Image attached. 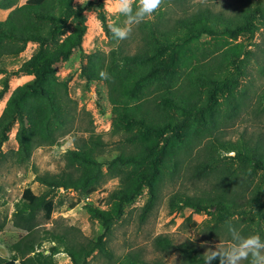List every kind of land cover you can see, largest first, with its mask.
I'll list each match as a JSON object with an SVG mask.
<instances>
[{
	"label": "rangeland",
	"instance_id": "1",
	"mask_svg": "<svg viewBox=\"0 0 264 264\" xmlns=\"http://www.w3.org/2000/svg\"><path fill=\"white\" fill-rule=\"evenodd\" d=\"M85 1L74 0L73 3L77 5ZM252 1L164 0L161 7L146 20H150L161 32L168 28L174 29L181 17L197 15L201 13L199 8L211 7L213 14L230 16L233 25H236L242 9L250 6ZM26 2L0 0V20L7 19L14 8ZM99 3H102L107 26L99 17V8L85 9L87 31L82 48L57 64L52 81V89H55L61 100L65 111L63 115L68 114L67 119L64 117L57 123L50 121L47 124V105L39 106L40 100L35 98L32 103L35 104L39 128L30 129L32 142L36 146L29 157L20 152L18 121L9 127L7 138L1 145L0 261L16 258L19 263L26 240L33 237L36 242L42 241L47 229L61 232L70 245L96 238L101 233V226L88 212V205L108 209L112 191L132 178L140 179L142 171L151 172L155 158L160 166V174L155 181L154 194H150L146 180L141 178V190L126 205L125 213L113 222L110 232L105 236L109 252L96 249L86 264H127L129 259L126 256L133 259L134 255L138 258L130 264H143L144 261L151 264H204L194 252L184 256L177 248L169 251L158 249L154 239L160 234L172 239L176 245L191 242L203 253L210 247L214 249L219 242L222 246L232 243L229 225L243 236L258 234L264 239V168L250 165L241 169L239 162L230 158L234 151L218 154L215 141L217 138L240 140L241 136L254 138L260 130H264V23L260 24L254 35L249 32L234 36L193 32L175 43L173 48L179 58L175 64L178 66L175 70L172 66L166 70L160 86L162 93L171 86L175 75L181 79L187 76L182 89L184 94L190 95L192 88L198 87L201 102L213 85L191 77V74L216 73L219 79L226 78L229 82L207 113L197 118L186 116V131L167 148H163V139L157 140L158 146L154 153L147 150V146L155 141L154 134L140 135L139 126L132 120L125 122L119 119L118 130L115 127L117 117L114 105L109 98L108 85L100 78L99 72L105 58L102 53H109L121 41L113 37L110 26H123L125 17L116 12L113 0H108L107 4L105 0H99ZM137 4L138 0L133 4L134 9ZM73 26L74 21H71L64 35L60 36L61 39L72 31ZM138 30L137 26L134 27L124 41L136 50L143 45ZM38 47L39 42L30 40L19 54L5 55L4 65L12 74L8 90L0 96V118L15 89L34 78V74L18 69ZM233 47L245 53L239 57L240 69L230 66L221 58L223 52ZM3 76L0 73V88ZM191 78L197 79L192 82ZM152 97L158 98L154 101L141 100L140 106L156 113L159 120L166 113L171 114L172 109L167 107V110H161L158 107L162 98L159 88ZM46 125L51 128V134L47 133ZM93 132L102 136L101 145L97 140H88L94 148L89 151L94 162L86 167L69 166L66 156L68 151L82 144L83 139L89 138L88 135ZM157 141L153 145H157ZM205 155H216L219 160L211 175L201 176L196 172V162ZM227 166L232 172L229 183L225 185L227 197L236 201V205H244L246 212H238L227 223H221L218 232L209 233L207 226L211 216L208 212L197 213L183 202L175 205L173 199L188 195L207 197L211 194L213 198L208 201L214 203H211L209 211L217 213L221 206L215 208L213 205L219 199L218 193L224 190L216 181L219 178L217 175L225 172ZM98 169H101L100 173ZM78 170L90 171L95 178H99L100 183L90 192L89 184L80 189H53L48 196L55 204L50 218H46L45 211L41 209L30 226L16 225V203L25 188L30 187L38 195L48 191V187L37 178L38 175L47 177L60 175L63 171L76 173ZM217 183L218 189H215ZM151 196L154 197L152 204ZM147 203L150 204L149 209L146 208ZM53 244L45 240L40 249L49 254ZM65 247L67 244H62L61 251L54 254V264H74Z\"/></svg>",
	"mask_w": 264,
	"mask_h": 264
},
{
	"label": "trees",
	"instance_id": "2",
	"mask_svg": "<svg viewBox=\"0 0 264 264\" xmlns=\"http://www.w3.org/2000/svg\"><path fill=\"white\" fill-rule=\"evenodd\" d=\"M73 1L27 0L25 4L14 8L7 19L0 20V73L4 74L1 79L0 96L8 90L9 78L12 74V71H9L4 65L5 55L19 54L26 48L27 42L30 40L39 42V47L35 53L18 69L34 74V78L15 89L4 114L0 118V152L1 145L7 138V130L14 122L18 121L20 152L29 157L32 149L36 146L32 142L30 129L39 128V122L35 116V104L32 103L35 98H39V106L47 105V124L50 121L57 123L64 117L67 119L68 114L63 115L65 111L63 112L61 100L51 86L56 75L57 64L69 59L74 51L82 48L83 38L87 31L85 9L89 7L99 8V17L107 26L106 16L101 9L102 3H99V0H87L77 5ZM252 2L250 6L242 9L236 25H233V18L230 16L226 17L221 13L213 14L211 7L199 8L200 14L196 15L197 12H195V15H190V17H181L177 20L178 23L174 29L168 28L161 32L150 20H146L136 25L138 31L141 32L140 39L143 43L139 49L130 48L129 45L125 44L126 39H124L115 45L109 53H102L105 58H103L104 61L102 59L101 71H106L110 77L104 81L108 85L109 98L114 105V114L117 117L115 118L116 129L118 130L120 126L119 119H123L125 122L130 120L136 122L139 126L140 135L154 134L156 137L155 141L147 146V150L150 149L151 152L155 153V147L158 146L160 139L164 140L163 148H167L186 131V116L197 118L207 113L210 107L216 103L217 96L225 91L229 81H226V78L219 79L216 73L198 72L197 75L191 74V77H197L198 80H204L213 85L203 102H201L198 87L192 88L190 95L183 93L182 89L187 76L185 79H181L178 75L173 76L171 86L162 93L160 86L163 83L166 70L169 66L175 70L178 66L175 63L179 62L173 46L177 41L184 39L193 32L229 36L249 32L254 35L260 28V24L264 23V0H253ZM71 21H74L72 31L61 39L60 36L64 35L65 29ZM241 54H245L242 49L233 47L223 52L221 58L230 66L240 69L239 57ZM197 78H191L190 81L194 82ZM158 88L162 96L158 107L161 110L169 108L174 111V114L172 111L171 114L168 112L163 115L162 120L157 118L156 113L143 109L139 104L141 100L149 101L150 99L154 101L157 99L158 97L153 98L152 96ZM46 131L51 134V128L48 125H46ZM88 136L89 138L83 139L82 144L79 143V146L68 151L66 156L69 166L86 167L94 162V157L89 154V151L94 148L88 140H97L101 145L102 136L94 132ZM156 141L157 145H153ZM215 141L218 154L234 151V155L230 158L239 162L241 169L250 165H253L254 168H264V130H260L254 138L241 136L240 140L217 138ZM218 160L216 155H205L203 159L196 162V172L200 173L201 176L211 175L216 169ZM229 168L228 166L225 167V172L217 175L219 178L216 181L222 186V189L224 188L218 193L219 199L213 205L215 208L217 205L221 206L217 213L209 211L211 203H214V201H208L213 198L211 194L207 197L188 195L173 199L175 205H180L183 202L185 206L192 208L197 213L208 212L211 216L207 226L209 233L218 232L217 230L221 227L220 224L227 223L238 212L241 214L246 212L244 205H236V201L227 197L225 185L229 183L232 173ZM100 170L98 169L99 173ZM159 174L160 166L155 158L152 161L151 172L142 171L139 177L146 180L151 195L154 194L155 181ZM37 178L48 187V191L38 195L30 187L25 188L21 199L16 203L14 212V222L17 226H30L41 209L45 211L46 218L51 217L55 204L48 196L53 189L60 187L80 189L89 184L88 190L90 192L100 183L99 178H95L93 173L81 170L76 173L63 171L60 175L52 174L47 175V177L38 175ZM140 179L132 178L123 186L115 188L111 193V204L108 209H99L93 205H88V212L98 220L101 226V233L96 238L81 240L78 245H70L66 242V236L62 235L61 232L47 229L42 241L36 242L33 237L26 240L22 250L23 257L20 258L19 263L16 262V258H13L2 260L0 264H54V254L61 251V246L64 243L67 244L65 249L74 264H86L88 257L96 249L109 252L105 236L110 232L113 222L125 213L126 205L131 203L141 190ZM218 183L215 185V189H218ZM153 198V196L150 198L151 204ZM149 205L147 203L146 208L149 209ZM221 208H223L222 211ZM45 240L54 242L50 246L49 254L40 249ZM154 243L161 251L177 248L184 256L194 252L204 263V253L191 242L176 245L172 239L160 234L155 237ZM132 257L134 260L138 258L136 255ZM126 258L129 259L127 264L133 261L131 257L126 256ZM143 264L151 263L144 261ZM213 264H219V260L213 261Z\"/></svg>",
	"mask_w": 264,
	"mask_h": 264
},
{
	"label": "clouds",
	"instance_id": "3",
	"mask_svg": "<svg viewBox=\"0 0 264 264\" xmlns=\"http://www.w3.org/2000/svg\"><path fill=\"white\" fill-rule=\"evenodd\" d=\"M108 0H105L107 4ZM164 0H138L136 8L133 4L137 0H113L117 13L124 16L123 26L111 25L110 31L117 40L127 39L132 32L133 26L139 25L154 12H156ZM101 79H109L106 71H100ZM228 231L232 243L222 246L220 242L213 248H208L203 254L204 264H213L219 260V264H264V239L258 234L243 236L234 226L229 225Z\"/></svg>",
	"mask_w": 264,
	"mask_h": 264
}]
</instances>
